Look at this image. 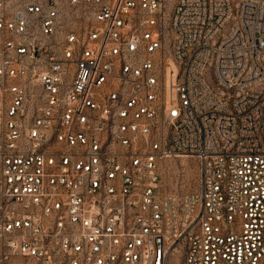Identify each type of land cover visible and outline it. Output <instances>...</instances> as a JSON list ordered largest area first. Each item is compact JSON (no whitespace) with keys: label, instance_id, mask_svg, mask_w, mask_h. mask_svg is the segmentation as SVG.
<instances>
[{"label":"built area","instance_id":"2783aa9c","mask_svg":"<svg viewBox=\"0 0 264 264\" xmlns=\"http://www.w3.org/2000/svg\"><path fill=\"white\" fill-rule=\"evenodd\" d=\"M0 264H264V0H0Z\"/></svg>","mask_w":264,"mask_h":264},{"label":"rangeland","instance_id":"374dc122","mask_svg":"<svg viewBox=\"0 0 264 264\" xmlns=\"http://www.w3.org/2000/svg\"><path fill=\"white\" fill-rule=\"evenodd\" d=\"M177 0H171V4ZM168 12H172L171 9ZM208 79H211L208 74ZM161 185L164 189L178 194L189 193L198 187L199 164L191 157H171L161 162Z\"/></svg>","mask_w":264,"mask_h":264},{"label":"bare ground","instance_id":"6f19581e","mask_svg":"<svg viewBox=\"0 0 264 264\" xmlns=\"http://www.w3.org/2000/svg\"><path fill=\"white\" fill-rule=\"evenodd\" d=\"M178 157V156H177Z\"/></svg>","mask_w":264,"mask_h":264}]
</instances>
